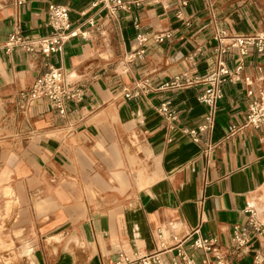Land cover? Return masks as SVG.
Instances as JSON below:
<instances>
[{
	"label": "crops",
	"instance_id": "crops-1",
	"mask_svg": "<svg viewBox=\"0 0 264 264\" xmlns=\"http://www.w3.org/2000/svg\"><path fill=\"white\" fill-rule=\"evenodd\" d=\"M123 1L130 8L112 15L97 0H0L1 48L18 26L47 33L52 2L68 7L79 32L48 57L0 49V209L12 215L13 204H23L32 251L24 264H115L122 253L156 252L171 264L178 244L191 250L184 239L196 228L216 238L232 264H253L264 254V232L250 225L251 212L264 224V128L243 126L248 91L258 92L245 78L264 75V57L250 49L242 79L225 84L212 130L198 142L181 128L204 121L203 86L137 99H126L124 88L142 77L159 86L204 75L216 60L212 13L227 33L245 34L264 26V0ZM142 33L151 36L145 54L129 60ZM158 33L163 41L152 38ZM225 57L234 69L238 55ZM52 65L85 86L84 101L66 116L45 99L21 110L19 93ZM166 99L178 113L175 128L158 112ZM236 226L250 228L243 246Z\"/></svg>",
	"mask_w": 264,
	"mask_h": 264
},
{
	"label": "built area",
	"instance_id": "built-area-1",
	"mask_svg": "<svg viewBox=\"0 0 264 264\" xmlns=\"http://www.w3.org/2000/svg\"><path fill=\"white\" fill-rule=\"evenodd\" d=\"M17 6H23L27 0H12ZM162 0H154L158 3ZM183 5L188 4V0H181ZM103 3L110 14L116 15L119 9L128 10L129 3L123 0H97ZM164 7H168L166 4ZM213 14V38L215 40L214 52L216 60L214 65L201 76L177 75L169 81H165L157 86L150 77H142L135 81L133 87L124 88L126 99H137L154 91H161L171 88H187L201 85L203 91L200 100L208 107V112L204 121L196 127L184 126L181 131L188 135L193 141L201 140V135L212 130L213 123L218 112V103L224 97V86L228 81L241 80V73L245 66L244 57L250 54V49H254L264 57V26L245 34L227 33L222 29ZM138 25V22H137ZM48 32L45 34L30 33L21 27L14 28L8 35L2 48L6 53L23 51L29 54H39L50 56L54 53L63 51L66 43L79 34L78 29L73 27L70 10L67 6L58 3H50L49 17L46 23ZM164 34H155L152 38L155 41H163ZM151 38L148 34L137 36L134 52L129 56V60H134L137 55L145 54L146 43ZM237 54L238 60L234 69L230 67L226 60V55ZM248 85H256L258 92L253 89L248 91V96L253 97L249 102L243 126H252L256 129L264 128V75L254 80L245 78ZM87 95L85 86L77 82L68 81L63 67L50 66L49 70L40 75L33 85L23 90L18 95L17 104L21 110L32 108L40 99L48 101L52 110L61 116H66L72 104H79L84 101ZM158 112L171 127L175 128L178 121V113L173 108L170 99L163 101ZM250 225L257 233L264 232V224L255 219L253 213ZM251 231L249 226H236L234 240L240 245H245L250 239ZM161 240L164 233L159 231ZM183 238L179 241L181 242ZM190 242L191 250H188L183 243L178 244L177 253L173 256L171 264H232L231 260L221 251L219 242L216 238L200 235V229L196 228L184 239ZM165 243H162L164 245ZM200 252V255L197 253ZM115 264H165L159 253L143 254L137 253L128 256L120 254ZM253 264H264V254L258 252L254 257Z\"/></svg>",
	"mask_w": 264,
	"mask_h": 264
},
{
	"label": "rangeland",
	"instance_id": "rangeland-1",
	"mask_svg": "<svg viewBox=\"0 0 264 264\" xmlns=\"http://www.w3.org/2000/svg\"><path fill=\"white\" fill-rule=\"evenodd\" d=\"M68 77V76H67ZM77 78H74L70 80L71 82H75ZM72 181V178H65V182ZM70 189H73L71 187ZM84 192L88 195L89 191L84 190ZM15 195V193H13ZM20 195V194H19ZM26 199L29 203V199L31 200L30 196L28 194H25ZM19 198V196H18ZM38 197H35L33 199V204L38 201ZM20 199V198H19ZM98 201V200H97ZM97 201L89 202L88 204L91 206L92 204L96 203ZM13 208V214L11 215V212L9 214H4L5 210L3 208L0 209V236L4 237L6 239L5 244H7V247L0 248V264H24L26 262V259L31 256V247L27 239V234L25 233L24 229L22 228L26 222V217L23 214V204L21 202L14 203ZM47 210V209H46ZM46 210L42 212H38V210L35 207V211L38 214H41L45 212ZM46 219L44 220V222ZM11 226H16L17 230L14 231L13 237L11 235L5 234ZM14 240V241H13ZM17 241V243L15 242ZM54 240H49V244L52 245ZM1 246V242H0ZM26 248L25 253H21L22 248ZM30 247V248H29Z\"/></svg>",
	"mask_w": 264,
	"mask_h": 264
},
{
	"label": "bare ground",
	"instance_id": "bare-ground-1",
	"mask_svg": "<svg viewBox=\"0 0 264 264\" xmlns=\"http://www.w3.org/2000/svg\"><path fill=\"white\" fill-rule=\"evenodd\" d=\"M68 76V75H67ZM67 79H68V81H70V80H72L69 76L67 77ZM256 213H257V211H256ZM258 215V214H257Z\"/></svg>",
	"mask_w": 264,
	"mask_h": 264
}]
</instances>
